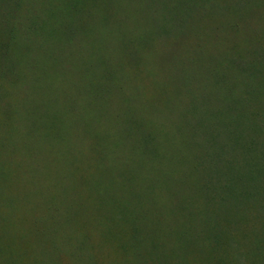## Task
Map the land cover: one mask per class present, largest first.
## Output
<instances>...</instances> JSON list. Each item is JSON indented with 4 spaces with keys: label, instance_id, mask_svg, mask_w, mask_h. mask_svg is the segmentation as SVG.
I'll use <instances>...</instances> for the list:
<instances>
[{
    "label": "rangeland",
    "instance_id": "rangeland-1",
    "mask_svg": "<svg viewBox=\"0 0 264 264\" xmlns=\"http://www.w3.org/2000/svg\"><path fill=\"white\" fill-rule=\"evenodd\" d=\"M0 264H264V0H0Z\"/></svg>",
    "mask_w": 264,
    "mask_h": 264
}]
</instances>
